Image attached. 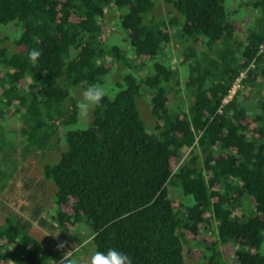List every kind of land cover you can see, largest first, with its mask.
<instances>
[{"label": "trees", "instance_id": "1", "mask_svg": "<svg viewBox=\"0 0 264 264\" xmlns=\"http://www.w3.org/2000/svg\"><path fill=\"white\" fill-rule=\"evenodd\" d=\"M163 1L181 17L173 33L178 16H160L153 0H0V25L20 27L11 51L0 45V124L17 119L16 154L50 149L59 128L75 123L69 88L101 84L123 67L89 123L62 133L65 149L42 166V179L20 185L35 202L50 180L56 212L47 223L43 203H15L17 212L0 219V264H61L67 250L52 240L39 251L33 223L68 233L80 224L94 250L117 248L132 264H184L183 243L202 264H264V0H244L256 14L245 43L223 0ZM109 17L128 53L107 45ZM175 35L190 41L178 50L183 87L175 68L156 59ZM33 48L42 50L35 63ZM145 93L148 125L135 105ZM183 147L189 158L175 166ZM169 185L188 201L171 199Z\"/></svg>", "mask_w": 264, "mask_h": 264}, {"label": "rangeland", "instance_id": "2", "mask_svg": "<svg viewBox=\"0 0 264 264\" xmlns=\"http://www.w3.org/2000/svg\"><path fill=\"white\" fill-rule=\"evenodd\" d=\"M153 3L155 6L153 7L154 11H157V13L160 16H166L167 13L169 15L171 13L178 16V13L174 11V9L171 7L169 3L164 2L163 0H153ZM223 7L225 11H234V19H237L240 21V27L239 30L236 32L235 38L240 43H245V35L247 30L250 31L252 27L254 26L253 17H255V13L252 9L245 6L244 0H223ZM170 8V10H169ZM169 10V11H168ZM168 11V12H167ZM168 15V16H169ZM247 17L248 19H243ZM178 19L176 20V26L172 27L170 30L171 32H175L176 28L181 24V17L178 16ZM247 20H250L247 22ZM243 21V22H242ZM109 26L108 29H110L111 33L108 35L109 44L107 45H116L117 47L121 48L122 50H125V53H128L127 43L122 40L123 37H125V33L123 30L119 29L117 26L116 18L112 19L111 17L107 20ZM116 24V25H115ZM242 27V28H241ZM241 28V29H240ZM20 27L18 25H0V37L3 38V42H0L2 46L6 47L9 51L12 50V42L15 38L19 35ZM176 38H173L170 43V49L169 47L165 48L163 53L164 56L159 58V55H157L156 59L163 61L162 63L168 64L170 67L175 68L177 72V77L179 80L180 86H182V80L186 76V68L182 64H178V50L182 46L180 43H189L190 41H183L180 42L178 40V36L175 35ZM174 42V43H173ZM202 46H198V50L202 49ZM236 55H239V52L236 53ZM238 57V56H237ZM106 62L110 63V60L106 57ZM176 66V67H175ZM123 71V67H117L113 66L109 70L107 74L103 77V81L100 85L101 87L105 88L107 92L109 93V96L111 95V86L113 82L115 83L119 79L120 73ZM256 81L259 85V81L261 80L256 73ZM264 80V79H263ZM240 85V84H239ZM263 86V85H261ZM183 87V86H182ZM260 88V86H259ZM241 93H249L250 95V88L249 86L243 85L240 86ZM70 93L75 97V99L78 101L80 98L82 88L80 87H71L69 88ZM181 91L179 92L178 100H181ZM147 96L148 94L145 93L141 95L140 98L135 99V105L137 112L139 114V117L144 122L145 125L150 124L152 121V118L148 114V110L146 107V110L144 109V106H147ZM241 99H246L243 94H239L237 97V100L240 101ZM91 118V116H90ZM90 119L88 121H81L77 119L75 123L69 124L64 128H59L57 132L58 142L56 144L51 145L50 149H45L43 151H37V150H29L23 152L22 150H18V154H16L15 150L13 151V148L15 144L18 145L19 148H21L22 145V138L20 134H18V126L19 123L17 119L15 120L14 117L5 119L0 124V141L2 150L0 151V219L4 215H7L11 213L12 211L17 212V205L15 203H23L26 204V208H32L33 204L36 203H43L42 209L43 212L42 215L47 220V223L52 222V216L56 212V205L54 202V186L53 183L50 180L46 181V190L43 194V197H40V195L34 196L35 200L32 199L30 201L26 200L29 199L28 195L31 194V191L24 192V190L21 188L20 185L26 178H33L34 180L42 179V166L45 164H52L57 161L59 155L61 152L64 151L65 145L62 143V133L67 129H76V128H83L89 123ZM148 124H147V123ZM189 148L183 147L181 149V157L178 160V162L175 164V166L180 165L182 162H184L186 159L189 158ZM6 158L5 160H2ZM2 160V161H1ZM22 167V170L19 171L18 169ZM14 172H18L16 174L15 178V185H11V178ZM23 179L20 183V179ZM168 190V196L173 200H182L183 202L188 201V197L184 198L178 191V189L172 185L167 186ZM26 196L25 198L23 196ZM12 200H15L14 202ZM14 203V204H13ZM24 215V214H22ZM28 218L29 214L26 215ZM47 227L39 226L35 223H33V226H31L30 233L38 240L40 243L39 251L42 252L44 248L48 247L49 243L54 240V242L57 243H63L64 248L67 250V252L72 251L74 246L80 245V251L75 252L73 254L74 258L78 261L79 264H88V257L90 253L94 250L93 245L91 241H89V230H87L85 227H81V225H78V228L76 230L70 231L71 233H68L66 231H63L60 227L55 228V230L51 231L46 229ZM200 230L203 231V226L200 225ZM58 234V235H57ZM47 235V236H46ZM56 235V236H55ZM235 247V246H233ZM225 249V248H224ZM260 251L264 253V250L262 247L260 248ZM182 255H183V261L184 264H202V259L197 255V253L193 250L188 249L187 244H182Z\"/></svg>", "mask_w": 264, "mask_h": 264}, {"label": "clouds", "instance_id": "3", "mask_svg": "<svg viewBox=\"0 0 264 264\" xmlns=\"http://www.w3.org/2000/svg\"><path fill=\"white\" fill-rule=\"evenodd\" d=\"M41 55V49L33 48L28 52V59L35 63L38 61ZM107 95H109L107 90L100 85L90 84L86 86L82 90L80 98L76 103L78 119L81 121H88L90 119L91 113L97 106H101V101ZM57 247L63 248L64 244L60 243ZM78 251H80V245H76L72 251L64 253L61 264H65L66 261L68 264H78L77 260L68 261V257L72 256ZM88 264H132V260L131 257L126 253L113 247L108 248L105 251L98 249L93 250L88 257Z\"/></svg>", "mask_w": 264, "mask_h": 264}, {"label": "built area", "instance_id": "4", "mask_svg": "<svg viewBox=\"0 0 264 264\" xmlns=\"http://www.w3.org/2000/svg\"><path fill=\"white\" fill-rule=\"evenodd\" d=\"M238 79H239V77H237V78L233 81V83H232V85H231V87H230V89H229V91H228L227 96H225V97L223 98V100H222L223 102L226 101V100H228V99L231 97V95L233 94V92L235 91V89L239 87Z\"/></svg>", "mask_w": 264, "mask_h": 264}]
</instances>
